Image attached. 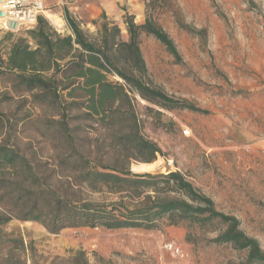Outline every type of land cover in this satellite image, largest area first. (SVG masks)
<instances>
[{
  "label": "rangeland",
  "instance_id": "obj_1",
  "mask_svg": "<svg viewBox=\"0 0 264 264\" xmlns=\"http://www.w3.org/2000/svg\"><path fill=\"white\" fill-rule=\"evenodd\" d=\"M57 1L45 0L46 11L64 23L54 24L45 13L42 17L61 35L72 34L65 9L75 20L82 17L77 22L89 36H97L99 26L108 21L121 28L124 41L129 40L125 18L134 16L138 25L146 18L142 0H64V6L56 5ZM148 2L149 15L174 41L180 59L154 37L142 34L144 81L207 114L168 110L132 94L143 136L162 153L154 163L131 161L129 169L140 163L134 167L137 173H181L214 201L219 212L237 218L240 230L257 239L264 250V0ZM21 35L24 32L0 28V58L7 59L13 41ZM110 79L123 83L117 76ZM12 91L8 78L0 77V144L13 145L28 158L41 183L57 184L55 175L66 168L59 162L65 149L55 142L64 134L82 139L79 149L84 153L106 151L107 144L102 142L109 132L97 124H56L54 109L34 106ZM141 165L153 167L140 170ZM64 175L57 185L65 187ZM11 178L0 172V181ZM214 228L221 227L215 224ZM3 231L22 239L23 248L10 253L12 246L0 247V264L8 259L24 264H75L72 259L79 251L89 264H246L247 257L232 245L211 242L217 232L188 223L172 226L168 218L153 229L70 228L57 235L39 223L14 218ZM170 242L181 249L182 258L164 248Z\"/></svg>",
  "mask_w": 264,
  "mask_h": 264
},
{
  "label": "trees",
  "instance_id": "obj_2",
  "mask_svg": "<svg viewBox=\"0 0 264 264\" xmlns=\"http://www.w3.org/2000/svg\"><path fill=\"white\" fill-rule=\"evenodd\" d=\"M142 1L146 5L144 24H136L134 16L125 18L128 41L122 40L121 28L108 21L99 26L97 36H89L65 9L71 35L59 34L41 16L35 29L22 31L24 35L13 41L7 59L0 58V77L8 78L12 92L34 106L54 109V123L92 122L109 132L102 142L107 144L103 153H84L79 149L83 141L75 135L64 134L55 140L65 149L59 162L66 164L55 175L56 183L65 174V187L41 183L28 158L13 145L0 144V172L12 177L0 181V247L12 246L10 253L23 248L22 239L3 231L14 218L39 223L53 235L70 228L153 229L168 218L172 226L188 223L217 232L211 242L246 252V264H264L259 241L243 233L237 218L219 212L214 201L181 173L135 174L129 169L131 161L154 163L162 153L143 136L132 94L168 110L207 114L144 81L142 34L154 37L176 59L180 57L174 41L149 15L148 0ZM112 76L123 83L112 81ZM95 195L100 199H94ZM5 196L10 199L5 201ZM215 224L221 228L217 230ZM72 261L89 264L82 251ZM6 264L24 263L8 259Z\"/></svg>",
  "mask_w": 264,
  "mask_h": 264
},
{
  "label": "built area",
  "instance_id": "obj_3",
  "mask_svg": "<svg viewBox=\"0 0 264 264\" xmlns=\"http://www.w3.org/2000/svg\"><path fill=\"white\" fill-rule=\"evenodd\" d=\"M46 11L44 0H0V28L10 33L33 30ZM177 257L183 252L173 243L164 247Z\"/></svg>",
  "mask_w": 264,
  "mask_h": 264
},
{
  "label": "bare ground",
  "instance_id": "obj_4",
  "mask_svg": "<svg viewBox=\"0 0 264 264\" xmlns=\"http://www.w3.org/2000/svg\"><path fill=\"white\" fill-rule=\"evenodd\" d=\"M45 16H46L49 20H51L54 24L57 23V22H59V21H58V18H57L54 14H52V13H50V12H48V11H45ZM137 164H140V163H135V164L132 165V170H133V171H134V167H135V165H137ZM150 167H153V165H141V166L139 167V169H140V170H143V169H149ZM134 172H135V171H134ZM135 173H137V172H135ZM137 174H142V173H137Z\"/></svg>",
  "mask_w": 264,
  "mask_h": 264
},
{
  "label": "crops",
  "instance_id": "obj_5",
  "mask_svg": "<svg viewBox=\"0 0 264 264\" xmlns=\"http://www.w3.org/2000/svg\"><path fill=\"white\" fill-rule=\"evenodd\" d=\"M44 3H45V0H44ZM64 4H65V2H64V0H58L57 1V3H56V5H58V6H61V5H63L64 6ZM49 4L47 3V6H48ZM45 7H46V5H45ZM56 16V15H55ZM57 17V16H56ZM58 18V21L59 22H57L58 23V25H61L62 23H64L63 22V20L62 19H60L59 17H57ZM80 19H82V17L81 16H79L78 18H76V21H78V20H80ZM79 22V21H78ZM56 24V23H55ZM83 25V24H82ZM63 26H64V24H63ZM62 26V27H63ZM61 27V28H62ZM63 31H64V29H62Z\"/></svg>",
  "mask_w": 264,
  "mask_h": 264
},
{
  "label": "water",
  "instance_id": "obj_6",
  "mask_svg": "<svg viewBox=\"0 0 264 264\" xmlns=\"http://www.w3.org/2000/svg\"><path fill=\"white\" fill-rule=\"evenodd\" d=\"M131 172H134V171L132 170V168H131Z\"/></svg>",
  "mask_w": 264,
  "mask_h": 264
}]
</instances>
